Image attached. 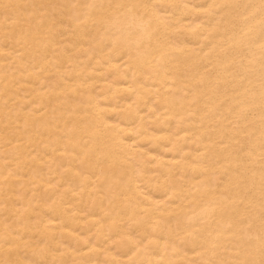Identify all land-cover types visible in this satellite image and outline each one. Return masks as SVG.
<instances>
[{
	"label": "bare ground",
	"instance_id": "bare-ground-1",
	"mask_svg": "<svg viewBox=\"0 0 264 264\" xmlns=\"http://www.w3.org/2000/svg\"><path fill=\"white\" fill-rule=\"evenodd\" d=\"M138 1L141 0L135 2ZM13 2L83 4L108 0ZM148 3L164 6L163 14L175 29L166 46L171 53L167 75L162 71H137L134 75L126 67L125 57L109 58L107 49L87 51L91 47L89 41L75 44L72 51L77 55L71 66L66 58H60L58 67L53 66L50 48L46 60L39 58L37 49L42 44L29 41L13 42L7 48L0 46V235L7 218L11 228L30 241L16 258L56 259L66 264L127 262L130 258L151 260L153 264H189L208 258L206 247L202 246L208 233L225 246L217 251L230 255L226 248H231L233 233H242L246 227V221L237 222L244 204L240 203L236 213L230 205L234 201L246 202L249 196L258 198V187L248 190L233 180L227 200L208 206L214 208V214L201 215L205 205L197 200L173 199L168 168L164 165L182 161L172 182L187 173L195 178L188 181L185 176V186L207 179L224 188L225 168L235 167L242 154L240 146L243 144L247 150L259 143L261 114L258 108L250 109L236 73L241 71L240 62L247 61L250 49L259 56L264 38L257 23L259 17L246 22L240 10L231 7L258 4L259 0ZM209 4L225 7L209 20L198 7ZM2 37L0 16V40ZM63 39L75 43L77 37L65 32ZM97 105L104 109L107 123L117 125L121 135L131 137L126 144L136 141L139 145L128 150V154L142 152L151 160L140 162V175L136 176L133 168L115 155L97 162L94 154L91 162L82 163L83 149L99 147L100 142L90 137L92 127H84L92 112L98 110ZM37 106H41L39 111H33L25 127L28 109ZM53 115L60 119H51ZM74 123L78 131L71 140L78 139V144L70 143L66 136V128ZM253 126L256 132L249 140L246 133ZM135 131L140 135H133ZM5 162L15 173L9 176L13 191L7 201L3 194L4 177L8 176ZM213 174L223 179H214ZM129 177H134L132 191L127 196L114 195ZM146 207L154 208L148 227L151 231L150 225L155 226L158 243L147 252L140 246L141 250L133 255L128 251L132 247L128 237L139 239L144 235V226L133 221ZM194 217L200 219L193 222L190 218ZM228 225H232L231 230H227ZM34 250L39 254H34Z\"/></svg>",
	"mask_w": 264,
	"mask_h": 264
},
{
	"label": "snow or ice",
	"instance_id": "snow-or-ice-1",
	"mask_svg": "<svg viewBox=\"0 0 264 264\" xmlns=\"http://www.w3.org/2000/svg\"><path fill=\"white\" fill-rule=\"evenodd\" d=\"M171 7V6H169ZM187 7V5H186ZM203 13L211 20L223 5L209 4L207 7L198 6ZM231 7L240 10L242 18L247 21H257L259 24L261 37L264 38V0H259L258 4L233 5ZM164 6L150 4L147 2H130V0H108V2L94 3H31L20 4L13 0H0V16L3 18V37L0 40V46L7 48L9 44L16 43L27 44L31 41L33 44L41 45L37 49V55L41 60H46L48 50L51 49L54 57L53 66L58 67L60 58H66L68 65L71 66L76 57L72 51L76 43L89 41L90 49L87 51L102 52L107 49L109 58H126V67L135 75L137 71L159 73H168L166 64L170 59L171 53L167 49L170 34L175 32L173 24L167 15ZM199 18V17H197ZM27 26V27H25ZM251 31V29H249ZM70 33L77 37L75 43L64 42V33ZM61 37L58 41L57 37ZM175 43L174 40L171 41ZM9 55L11 54L8 53ZM18 58L19 53L17 54ZM100 63V61H97ZM241 63V71L236 73L239 85L244 88L245 94L249 98L251 110L259 109L260 127L259 143L248 146L242 144L239 151L242 153L237 157L235 167L231 170L225 168L224 175L227 176V183L224 188H220L218 183H213L207 179L197 181L195 184L185 183L195 177L185 173L179 180L172 182L171 177L175 175V169L180 167L182 161H175L168 165L169 188L172 191L174 200H183L191 198L205 205L201 215L214 214V206L218 202L227 200L226 193L231 191L233 180L246 186L248 190L258 187L259 197L255 195L246 198V202H233V212L240 211V203L244 204L243 215L237 221L238 223L247 222L243 232H234L232 236L233 243L231 248H226L230 255H224L218 252V248L225 247L216 242L217 237L208 233L205 237L204 247L208 253V258L200 261L189 262V264H264V43L260 44V52L257 57L255 52L249 50V57L246 62ZM40 70H43L42 68ZM39 71V70H38ZM51 79V78H49ZM62 79H64L62 77ZM66 82V81H65ZM45 82H41L43 86ZM7 89V85L5 86ZM194 102V101H193ZM8 102L5 100V108ZM23 107H26L24 105ZM36 109H28L25 116V127L28 124V117L32 116ZM96 111L91 114V120L84 125L85 128L92 127L90 133L91 139L99 141V147H90L83 149V160H89L95 154L97 162L100 158L110 156H119L133 168L136 176L140 175L142 170L139 167L140 162L151 163L146 159L142 152L129 155L128 150L139 147L136 141L126 144L125 141L131 139L129 136H123L117 130L118 126L106 122L108 117L104 115V109L97 105ZM55 112V109H53ZM41 113V117H43ZM53 120H59L60 117L53 115ZM19 117L17 116V123ZM7 129V125H6ZM78 131L76 124L66 128V136L70 143L78 144L79 140L72 141L71 137ZM39 133V128H37ZM256 129L253 126L246 133V137L251 140L255 135ZM7 135V131L5 133ZM133 135H140L135 131ZM62 137H58L61 139ZM55 150V149H54ZM67 151V146H65ZM154 159V158H153ZM5 168H8V176L4 177L3 194L7 201L13 191V183L9 182V176L15 175L13 170L5 162ZM203 175V172L200 173ZM214 179L222 180L223 177ZM87 179V176L84 177ZM134 177H129L123 182L121 191L114 195L127 196L132 191V182ZM137 203H142L137 201ZM5 205V211H7ZM154 208L146 207L143 214L133 221L137 226H144V235L139 239L128 237L132 241V247L128 248L133 255L141 250L147 252L151 245L158 243L155 237V226H151L149 231V221L152 218ZM195 222L200 217L190 218ZM190 226V225H188ZM232 225H228L227 230H231ZM147 242V243H145ZM88 243V241H85ZM30 245L29 240L23 239V236L16 233L14 229L6 222L4 232L0 235V264H66L63 260L53 259L52 261L31 260L25 256L24 259L16 258L21 248H27ZM135 248L136 251H133ZM43 251V250H41ZM34 254H39L34 250ZM71 264H86L84 261H72ZM105 264H153L151 260H132L127 262L106 261ZM156 264H162L157 261Z\"/></svg>",
	"mask_w": 264,
	"mask_h": 264
},
{
	"label": "rangeland",
	"instance_id": "rangeland-1",
	"mask_svg": "<svg viewBox=\"0 0 264 264\" xmlns=\"http://www.w3.org/2000/svg\"><path fill=\"white\" fill-rule=\"evenodd\" d=\"M135 1H137V0H135ZM135 1H134V2H135ZM141 1H142V0H141ZM141 1H140V2H141ZM138 2H139V1H138ZM144 2H147V3H148V2H149V0H144Z\"/></svg>",
	"mask_w": 264,
	"mask_h": 264
}]
</instances>
